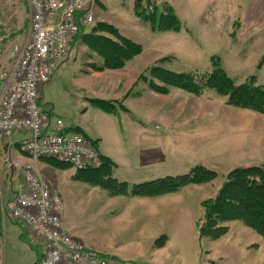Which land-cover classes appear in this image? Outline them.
<instances>
[{
    "label": "rangeland",
    "instance_id": "rangeland-1",
    "mask_svg": "<svg viewBox=\"0 0 264 264\" xmlns=\"http://www.w3.org/2000/svg\"><path fill=\"white\" fill-rule=\"evenodd\" d=\"M167 1L181 21L178 32L152 30L135 15V0H96L90 25L112 24L121 34L139 42L141 52L121 69L97 71L94 66L101 63V58L78 37L45 83L40 104L54 119L60 118L63 126H69L71 121L77 124L80 118L91 121L92 112H96L93 108H97L91 103L92 98L111 99L116 106H121L125 99L122 104L125 109L118 106L116 117L123 125L125 144L122 143L127 153L117 158L125 159V164L117 172L112 170L114 178L128 177L127 182L138 183L141 179L182 174L202 163L217 174L209 182L184 185L180 192L173 194L181 205L159 206L153 215L133 199L138 196L110 195L96 183L76 179L77 170L71 166L65 169L47 166L56 176V179L48 176L50 182L64 201L63 220L71 231L86 237L87 245L105 248L123 245L131 252L132 259H122L117 250L104 254L97 247L90 248L102 256H115L117 262L126 264H264V236L242 220L226 222L228 231L216 239L200 238L197 230V221L203 215L202 200L215 196L231 169L264 164V113L229 104L213 88L206 87L199 94H193L171 86L163 94L151 90L146 82L148 78L160 82L148 72L154 64L173 71L201 73L211 71V57L218 56L235 82L254 76V83L264 85V24L248 39L238 30L242 14L236 0ZM91 26L86 29L90 30ZM28 31L27 1L0 0V36L6 44L14 40L23 42ZM97 78L106 79L107 86L101 83L96 87L98 94L97 90L93 94L89 88L91 80ZM141 119L146 120L141 122ZM144 126L154 133L149 143L153 146L151 150L156 152L159 148L162 161H157L159 156L147 158L144 161L153 159L151 163L134 172L129 166L134 163L131 153L134 144L128 143V137L132 139L130 127H137L141 133ZM20 133L0 138V203L21 182L16 166L9 176L10 161L18 160L20 152L7 154L4 148ZM4 224L5 243L4 248L0 243V264L35 263L45 251V244L30 246V237L24 234L19 223L6 217ZM177 226L184 236L175 237L171 233L167 251L156 250L154 243L161 234L154 237L151 234L161 230L173 232ZM142 232L145 236L140 235Z\"/></svg>",
    "mask_w": 264,
    "mask_h": 264
},
{
    "label": "built area",
    "instance_id": "built-area-1",
    "mask_svg": "<svg viewBox=\"0 0 264 264\" xmlns=\"http://www.w3.org/2000/svg\"><path fill=\"white\" fill-rule=\"evenodd\" d=\"M26 1L29 31L25 40L7 45L0 36V138L21 132L16 147L28 157L27 161H10L21 182L0 203V217L19 223L31 242L45 244L38 264H126L99 255L68 233L63 198L36 166L41 158L77 170L102 165L91 138L77 130H64L62 120L54 119L40 104L42 86L68 55L75 35L93 22L96 0ZM2 240L0 225V243Z\"/></svg>",
    "mask_w": 264,
    "mask_h": 264
},
{
    "label": "trees",
    "instance_id": "trees-1",
    "mask_svg": "<svg viewBox=\"0 0 264 264\" xmlns=\"http://www.w3.org/2000/svg\"><path fill=\"white\" fill-rule=\"evenodd\" d=\"M134 12L154 31H180L181 21L174 7L167 1L135 0ZM87 27L79 30L70 45L76 43L78 37H82L92 51L101 58L100 64H93L97 71L121 69L142 50L139 42L121 34L112 24L98 23L91 26L90 30L86 29ZM105 32L111 36L105 35ZM211 60L213 69L201 73L173 71L154 64L148 68V72L160 82L151 78H148L146 82L151 90L163 94L168 93L171 86L185 89L193 94H199L206 87L213 88L220 95L225 96L229 104L248 107L264 113V85L254 83V76L237 83L228 75L218 56H212ZM91 100L93 105L110 113L117 112V107L120 106H116L114 100L111 99L96 97ZM120 107H123L122 103ZM101 158L100 167L77 170L74 177L96 183L105 188L110 195L158 196L177 192L189 183L209 182L217 174L215 170L205 165L196 164L182 174L165 175L149 181L130 184L112 176L115 162L103 155ZM45 159L58 168L65 169L70 166L52 158ZM201 206L203 215L197 221L200 238L216 239L228 231L229 227L225 224L226 222L238 219L264 236V164L238 166L231 169L215 196L202 200ZM164 237H166L165 234H162L154 244L161 247L165 242ZM39 261L40 258L33 264H38Z\"/></svg>",
    "mask_w": 264,
    "mask_h": 264
},
{
    "label": "crops",
    "instance_id": "crops-1",
    "mask_svg": "<svg viewBox=\"0 0 264 264\" xmlns=\"http://www.w3.org/2000/svg\"><path fill=\"white\" fill-rule=\"evenodd\" d=\"M236 1L240 5V8H241L240 13L242 14L241 19H240L241 25H240L238 30L240 32L242 31L243 32L242 34L246 35V37L248 39H250L252 37L251 35L254 33V31L257 30L258 28L262 27L264 24V0H236ZM136 76H138V74ZM105 81H106V79L102 80L99 78H97L96 80L95 79L91 80L92 87L89 88V91L92 92L93 94H96V90H97L96 87L99 86L101 83H103V85L101 84V86H103V87L107 86L106 83H104ZM44 85L42 86L41 94H42V91L44 90ZM97 94H98V90H97ZM124 100L125 99H123V102H124ZM123 102H122V104H123ZM82 106H84V103H82ZM123 108L125 109V107H123ZM93 109H96V112H92L91 121H89V122L83 121V119L80 118V120L78 121L77 124L74 123L73 121H71L72 123H69L70 124L69 126H64V130L68 131V130L77 129L78 131H80L81 133L86 135L87 137L94 140L95 145H96L97 149L99 150V152L101 153V155L106 156V157L110 158L113 162H115V166L113 168V171L116 169V172H117V169L118 170L120 169L121 164H125V159L119 160L117 158H120L122 156V153H127V150L123 146V143L125 144V142L122 139L123 136H122V132H121L123 125H121L119 123V121L117 120L116 114L118 112L110 113V112L103 111L98 107L93 108ZM134 120H138V119L134 118ZM145 120L146 119H144V120L141 119L140 121L144 122ZM130 128L132 129V139L130 137H128V143L134 144V145H132L134 149L131 152L134 156V163L132 166L130 163L129 166H130L132 171L137 172L138 170L143 169L142 166L144 164L148 166V164H150L151 161L153 160L152 159L151 161H144L145 159L153 157V156H159L160 157V150H159V148H157L156 152L151 150V147L153 148V146L149 143V141L152 140V136L154 135V133H150L151 128L144 126V127H142L143 130L141 133L137 132V127H130ZM22 135L23 134L20 133L18 135V138ZM18 138L14 142H11V140H10L11 144L10 143L5 144L4 148H5V151L7 152V154H10L11 151H15V152L18 151V149L16 147V142H17ZM108 142H110V144ZM260 146L263 147V145H260ZM260 146H258V147H260ZM250 149L251 148H249V150ZM18 157H19L18 160H20V161H27L28 160L27 158L24 157L23 154H20V156L18 155ZM40 160H42V161L39 162ZM157 161H162V158L160 157L159 160H157ZM36 166L45 175V177L49 181H50L49 177L50 178L53 177L54 179H56V176L48 168H46L47 166L55 167L57 169H62V168H58V167L54 166L49 161H47L45 158L39 159L36 162ZM10 168H11L10 174L12 175L15 169H13L14 167H11V165H10ZM112 174H113V172H112ZM115 178H117L120 181H127L128 180V179H126L128 177H125V178L124 177H119V178L115 177ZM134 178H137V177H134ZM145 181H149V180L141 179V181H138V183L145 182ZM51 185H52V183H51ZM180 191L173 192V193H165V194L158 195V196H138V197H133V199H137L138 201H140L143 205L146 206V209L150 214L155 215L159 211V208H158L159 206H162L165 208V206H167L169 204H173V205H177V206L181 205V201L179 200V198L173 196V194L178 193ZM4 222H5V220H2V218L0 217V223L2 224L1 226L2 227L4 226V228H5ZM64 224H65V228L68 231V233H70L71 235L81 239L83 241V243L89 249H92V248L96 249L95 247H97L98 252H102L104 254L112 253V251L117 250L116 252L119 254V256L122 259H127V260L132 259L131 255H130L131 252H128V249L125 248L123 245L113 246V247L107 246L106 248L103 246H99V245H96L95 247H93L91 245H87L88 243L86 242L87 241L86 237L76 233V231H71L68 228V226H66L65 221H64ZM171 233L175 237L176 236H184V232L180 229L179 226L175 227L173 232L172 231L166 232V231L161 230V231L157 232L155 235L151 234L152 237L160 235V234L161 235L165 234V236H166L164 244L161 247H156L157 248L156 250L167 251L168 247L171 245L170 244L171 239H172ZM24 234L27 237L29 236L25 232H24ZM3 235L4 236H3V242L2 243H3V248H4L5 233ZM140 235L145 236V233L142 232V233H140ZM177 241L181 242L180 240H177ZM28 244L30 246H32L35 243L33 244V243L29 242V240H28ZM137 245H138V243H137ZM90 246L92 248H90ZM94 249H92V250H94Z\"/></svg>",
    "mask_w": 264,
    "mask_h": 264
},
{
    "label": "bare ground",
    "instance_id": "bare-ground-1",
    "mask_svg": "<svg viewBox=\"0 0 264 264\" xmlns=\"http://www.w3.org/2000/svg\"><path fill=\"white\" fill-rule=\"evenodd\" d=\"M41 245V244H40ZM43 245V244H42Z\"/></svg>",
    "mask_w": 264,
    "mask_h": 264
}]
</instances>
